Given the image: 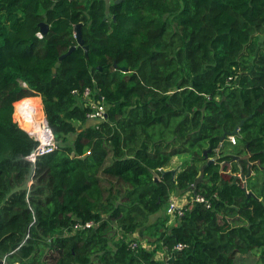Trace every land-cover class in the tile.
I'll list each match as a JSON object with an SVG mask.
<instances>
[{"label":"trees","instance_id":"trees-1","mask_svg":"<svg viewBox=\"0 0 264 264\" xmlns=\"http://www.w3.org/2000/svg\"><path fill=\"white\" fill-rule=\"evenodd\" d=\"M24 105L43 107L57 145L36 163ZM247 155L263 175L247 180L252 197L234 178L249 171L233 158ZM175 193L210 207L151 222ZM140 230L166 259L130 249ZM259 251L264 0H0V263L239 264Z\"/></svg>","mask_w":264,"mask_h":264},{"label":"built area","instance_id":"built-area-1","mask_svg":"<svg viewBox=\"0 0 264 264\" xmlns=\"http://www.w3.org/2000/svg\"><path fill=\"white\" fill-rule=\"evenodd\" d=\"M85 97L88 99L90 98V91L88 89L85 92ZM90 102H91V100H90ZM91 107H92L93 111L88 114L89 121L93 122L96 125H99L102 122H104L105 119L107 118V114H106V107H105V105H103V102L100 104L93 103ZM47 125H48V131L50 132V135L52 137L51 142H49L48 144H46L44 146H42L38 143V146L36 147L35 152L34 153L31 152V154L27 157V160L32 162V163H36L38 158H40L44 155H47L49 153H52L57 148L54 134H53L51 128L49 127L48 122H47ZM229 141L233 145H236V143H237L236 136L231 135L229 137ZM195 203L205 204L206 206L210 207V203L207 200H205L203 197H200V196L193 197L191 202H189L188 204H186L184 206H179L178 202L175 199L171 198L169 201L168 207H167V216L169 217L170 221L174 223L175 220H177V218L179 216L184 215L185 210L187 209V207H189V205H194ZM94 226H95L94 223L89 222V223L84 224L83 226L76 225L74 229L79 231L81 229L92 228ZM139 246H140V243H139L138 239L136 238V236H133L130 239V245H129L130 249L133 251H136L139 249ZM185 247L186 246H184L182 244H178L175 246L174 250L175 251H182ZM170 259L171 258H168V261Z\"/></svg>","mask_w":264,"mask_h":264},{"label":"rangeland","instance_id":"rangeland-1","mask_svg":"<svg viewBox=\"0 0 264 264\" xmlns=\"http://www.w3.org/2000/svg\"><path fill=\"white\" fill-rule=\"evenodd\" d=\"M37 108V107H36ZM38 111L42 114L44 113V110H43V107H39L37 108ZM24 111L25 112H32L34 113L35 112V108L30 106V105H27L24 107ZM39 113V114H40ZM45 115V114H44ZM42 132V127L39 123H37V126L35 127V133L38 135V136H41V133ZM43 136V135H42ZM180 159L181 158H175V164L172 166V168L176 169L177 165H181L182 162H180ZM254 169V165L252 167V170ZM227 174H230L229 172H227ZM255 175L256 176V179L259 178L260 180L262 179L263 175H262V172L261 170H254L252 171V176ZM231 175H225V177L227 179L230 178ZM234 176H240L238 174H235ZM184 195H187L185 197V199L187 198V201H191L192 199V196H189V194H178V193H175L172 195L173 199H175L176 201L178 200H181V197H183ZM188 202V203H189ZM166 208H167V205H164L162 210L157 214V215H154L151 219V222H155L157 220V218H162V220H164L165 218H168L167 215H166ZM177 223V221L175 223L167 220V226L168 227H171L173 225H175ZM136 238L138 239L139 243H140V246L141 247H144V248H147L148 250H154L156 249L157 250V256L159 259H166L168 256L166 254V251L163 250L162 248L159 249L157 248V242L150 238L146 233H144V231L140 230L138 231L136 234H135ZM132 238V236H130ZM261 251L259 252H255V253H251V254H236L235 255V258L237 260V262L239 264H264V257L261 255ZM264 254V253H263Z\"/></svg>","mask_w":264,"mask_h":264},{"label":"water","instance_id":"water-1","mask_svg":"<svg viewBox=\"0 0 264 264\" xmlns=\"http://www.w3.org/2000/svg\"><path fill=\"white\" fill-rule=\"evenodd\" d=\"M39 27H40V32H39L38 35H39L40 38H42L44 35H46L48 33V31L50 29V26L47 23L43 22V23H40L39 24ZM75 38L77 40L78 46L84 48L85 54L88 57L89 47L88 46H85V41L83 39V34H82V29H81V24H79V25L76 26V29H75ZM76 49H77L76 46L70 48V50L66 54H64L63 56L60 57V61H63L65 58H67L68 56H70ZM122 71L124 73H128L129 72V70L126 69V68H122ZM46 121H47V118H46ZM242 124H243V122H242ZM241 125H239V126L236 127L235 132H234L235 135H239V131H240ZM30 136H32V135H30ZM226 138H227V136L224 135L223 141H225ZM35 150H36V148L33 149L32 153H34ZM241 160H245L248 163V171H249V173L247 175L240 174V176H234V178L236 180H238L240 178L242 179V181H243V187H242L243 190L248 193V196L249 197L250 196L252 197V196H254V194L248 192L247 180L252 176V167H253V164L250 162V155H247L244 158L234 157L232 161L240 162ZM212 162H214V160L210 161L209 163H212ZM176 171L177 170H173L172 172L175 173ZM0 264H5V263L4 262H1Z\"/></svg>","mask_w":264,"mask_h":264},{"label":"bare ground","instance_id":"bare-ground-1","mask_svg":"<svg viewBox=\"0 0 264 264\" xmlns=\"http://www.w3.org/2000/svg\"><path fill=\"white\" fill-rule=\"evenodd\" d=\"M26 105V104H25ZM24 105V106H25ZM24 106L21 108V114L23 115L24 117V123H23V127L27 130V132L32 135L33 138H35L38 143L42 146L48 144L49 142H51V135H50V132L48 131V125L46 127V130L43 131V132H40L41 133V136H38L36 133H35V127L37 126V121L35 119V117L40 113L38 111L37 107L35 112L32 113V112H25L24 111ZM45 119V115L43 116ZM47 122V121H46ZM41 126H44V123L41 122L40 124ZM44 134V135H43ZM43 135V136H42Z\"/></svg>","mask_w":264,"mask_h":264},{"label":"crops","instance_id":"crops-1","mask_svg":"<svg viewBox=\"0 0 264 264\" xmlns=\"http://www.w3.org/2000/svg\"><path fill=\"white\" fill-rule=\"evenodd\" d=\"M180 162H182V159H180ZM186 196L187 195H184L183 197H181V200L177 201L179 206H184V205L188 204L189 201H187V198L185 199Z\"/></svg>","mask_w":264,"mask_h":264},{"label":"clouds","instance_id":"clouds-1","mask_svg":"<svg viewBox=\"0 0 264 264\" xmlns=\"http://www.w3.org/2000/svg\"><path fill=\"white\" fill-rule=\"evenodd\" d=\"M44 114H45V113H44ZM45 117H46V116H45ZM48 124H49V123H48ZM23 130H24V129H23ZM24 131H25V130H24ZM26 132H27V131H26ZM27 133H28V132H27ZM239 133H240V131H239ZM29 136H30V135H29ZM234 136H237V135L234 134ZM30 137H31V136H30ZM229 137H230V136H229ZM236 139H237V138H236ZM226 140H227V138H226ZM226 140H225V141H226ZM228 140H229V138H228ZM236 144H237V143H236ZM229 173H230V172H229ZM230 174H231V173H230ZM171 198H173V197H171ZM191 200H192V199H191ZM190 202H191V201H190ZM168 204H169V203H168ZM167 207H168V206H167ZM166 215H167V208H166Z\"/></svg>","mask_w":264,"mask_h":264}]
</instances>
